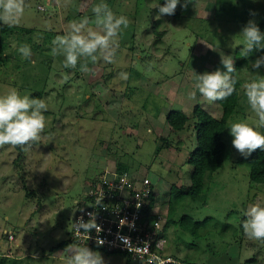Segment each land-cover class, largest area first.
<instances>
[{"label": "rangeland", "instance_id": "rangeland-1", "mask_svg": "<svg viewBox=\"0 0 264 264\" xmlns=\"http://www.w3.org/2000/svg\"><path fill=\"white\" fill-rule=\"evenodd\" d=\"M100 2L25 0L20 22L11 26L15 33L0 22V93L14 87L49 105L46 128L31 149L0 146V264H64L62 252L74 243L68 241L73 209L84 201L91 180L120 163L152 189L155 211L166 222L169 201L175 202L177 224L165 231L166 253L196 263L264 264V244L248 239L242 229V209L264 204V183L251 181L247 156L233 147L228 129L230 121L256 119L243 85L264 76V66L253 69L249 63L262 55L246 57L238 69L240 100L223 134L225 158L217 171L206 174L204 192L196 199L171 187L186 191L192 184L188 158L197 131L173 132L167 121L172 110L193 121L197 104L221 116L218 102L198 91L189 97L194 76L223 69L221 55L237 60L243 45L231 47L234 37L242 39L238 34L249 20L264 22V1L198 0L178 19L167 14L157 19L156 0H106L130 20L119 38L116 63L90 62L88 73L79 65L63 68V56L49 54L51 41L70 21L85 16L95 28L92 8ZM14 43L31 45V59H23ZM121 72L128 73L127 80ZM184 214L205 219L198 234L179 226ZM93 251L105 264H138L123 253Z\"/></svg>", "mask_w": 264, "mask_h": 264}, {"label": "clouds", "instance_id": "clouds-1", "mask_svg": "<svg viewBox=\"0 0 264 264\" xmlns=\"http://www.w3.org/2000/svg\"><path fill=\"white\" fill-rule=\"evenodd\" d=\"M182 0H165V3H157L159 8L157 19L165 14L174 15ZM196 8L198 0H183L182 6L187 8L189 4ZM25 12V0H0V22L9 27L18 24ZM96 27H90L87 16L78 20H72L64 30V34L56 35L51 41L50 55L63 56V68L76 70L83 73L92 72L89 63L95 64L103 60L107 64L116 63L121 33L130 25V20L125 15H117L110 8L106 0H101L92 8ZM242 39L234 37L231 47L243 45L240 53L242 57H249L253 49H264V32L260 30L257 22L252 19L238 34ZM13 47L23 59H31L32 47L29 44H21ZM223 69L205 71L202 74L196 72L194 76V90L189 97L194 99L198 93L210 102L227 100L236 91L238 83L235 75L236 68L231 55L222 56ZM251 68L260 69L264 66V55L255 61H249ZM122 79H128L127 72H121ZM244 96L250 110L256 119L249 123L245 120L229 122V132L233 137L232 145L242 155L250 156L258 148H264V76L253 78L244 83ZM49 105L45 99L33 97L29 94H21L14 87L7 88L0 93V146H21L27 152L41 139L46 128V116ZM98 199L96 205H100ZM75 212L76 209H73ZM83 211V209H80ZM90 219L86 222L81 216L78 221L72 223L75 236L81 240L87 239L92 230L101 231L96 221V214L87 213ZM244 235L254 241L264 244V204L249 203L242 209ZM156 227V226H155ZM83 229V231H81ZM129 250L136 253L145 264L144 256L148 253L149 246L145 243L143 248L133 247L127 237L123 238ZM103 244L102 239H98ZM63 253L64 264H105L103 256L98 251H93L87 244L72 243ZM147 264H168L167 261L156 255H151Z\"/></svg>", "mask_w": 264, "mask_h": 264}, {"label": "built area", "instance_id": "built-area-1", "mask_svg": "<svg viewBox=\"0 0 264 264\" xmlns=\"http://www.w3.org/2000/svg\"><path fill=\"white\" fill-rule=\"evenodd\" d=\"M102 174L88 184L85 199L76 204L72 221L74 223L82 216L87 222L90 219L87 213L93 212L101 231L97 233L93 229L87 239L81 240L75 236L71 227L72 240L87 244L88 247H101L107 252L125 253L141 264L138 255L130 251L124 242L123 238L127 237L133 247L143 248L145 243L148 244L145 264L151 255L159 256L168 263L181 264V258L166 253V218L155 211V202L151 201V188L146 183L135 180L127 171L120 172L115 168L107 169ZM98 199L101 201L100 205H96ZM98 239H102L104 243L99 244Z\"/></svg>", "mask_w": 264, "mask_h": 264}, {"label": "trees", "instance_id": "trees-1", "mask_svg": "<svg viewBox=\"0 0 264 264\" xmlns=\"http://www.w3.org/2000/svg\"><path fill=\"white\" fill-rule=\"evenodd\" d=\"M158 3L163 4L165 0H156ZM264 1V0H262ZM181 5L177 6L176 12L172 15L175 19L182 17V14L185 13V8ZM260 30L264 32V22L256 21ZM3 25V23H2ZM5 31H12L15 33L14 27L3 26ZM20 31L24 33L32 32V29L29 28H21ZM241 49L236 50L235 57L237 60L234 62L236 68V77L238 83L236 85V91L230 96L227 100L218 102L222 108V114L220 117H216L204 109L199 104L194 106L193 113L195 119L190 121L189 116L180 111L172 110L167 114L168 124L173 132H178L183 129H188L193 127L197 131V145L194 150L189 153L188 163L193 166V171L191 174L192 184L190 187L184 191L183 189H178L175 185H172L171 191H178V194L181 197L190 196L193 199H196L204 192L205 188V176L207 173H213L217 171L223 164L225 153H226V144L223 140V134L226 130L227 123L229 118L238 108L239 100H240V87L241 81L238 76V69L242 63V61L246 58L239 59L241 57L240 53ZM257 55H264V49H253L250 53V57L254 58ZM192 124V126H191ZM192 128V129H193ZM246 162L249 165L250 169V179L255 183H264V148H258L251 153L250 156L246 157ZM116 169L120 172H129L126 165L120 163L116 167ZM130 173V172H129ZM152 190V189H151ZM178 196V195H177ZM151 201L154 203V193L151 191ZM175 213V202L172 200L169 201V210L167 213V222L165 226V231L169 224H177V222L173 219ZM205 220V219H204ZM194 219L189 214H184L181 216L178 224L182 227V229L186 232H190L191 234H198L201 225L205 222ZM68 241L74 242L72 240L71 235ZM75 243V242H74ZM64 245V242L60 243ZM191 244V243H190ZM92 250H99L106 253H121V252H107L103 250L101 247L92 246L89 247ZM125 254V253H123ZM129 260L132 258L125 254ZM171 255L178 257L176 254L172 253ZM133 260V259H132ZM168 264H176V263H168ZM181 264H205V263H196L190 258L181 259Z\"/></svg>", "mask_w": 264, "mask_h": 264}]
</instances>
